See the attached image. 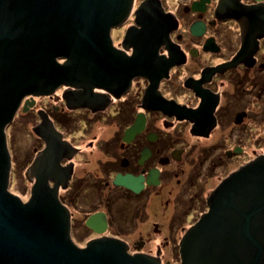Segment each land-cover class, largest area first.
<instances>
[{"label":"flooded vegetation","instance_id":"1","mask_svg":"<svg viewBox=\"0 0 264 264\" xmlns=\"http://www.w3.org/2000/svg\"><path fill=\"white\" fill-rule=\"evenodd\" d=\"M141 16L164 30L146 46L143 74L112 69L94 85L57 83L23 98L6 129L10 184L23 175L27 202L50 176L80 248L122 241L132 256L172 264L167 252L181 261V243L216 189L264 159V0H133L111 29L110 53H137L130 33L142 29Z\"/></svg>","mask_w":264,"mask_h":264},{"label":"water","instance_id":"2","mask_svg":"<svg viewBox=\"0 0 264 264\" xmlns=\"http://www.w3.org/2000/svg\"><path fill=\"white\" fill-rule=\"evenodd\" d=\"M132 3L0 0V264H161L128 254L122 241L76 245L48 175L38 178L27 202L9 190L6 129L26 95L50 94L57 83L94 85L112 69V75L118 70L125 76L137 67L140 72L132 75L144 73L146 46L164 37L163 29L153 30L154 18L141 16L142 29L130 33L138 45L133 57L110 53L111 29L126 19ZM150 58H155L151 52ZM209 207L181 243V264H264V159L226 179Z\"/></svg>","mask_w":264,"mask_h":264},{"label":"rangeland","instance_id":"3","mask_svg":"<svg viewBox=\"0 0 264 264\" xmlns=\"http://www.w3.org/2000/svg\"><path fill=\"white\" fill-rule=\"evenodd\" d=\"M118 31L114 32V39L116 41L117 39V35H118ZM14 134L15 136V145L16 146H21L22 144H25V140L27 138L26 136V131L24 130V128H20L19 126L14 127L11 129V134ZM242 162L241 161H236V166L240 165ZM25 180L23 178V175L20 174L19 172L16 173L14 175V178L12 179V185L10 184V191L17 193L19 196H21V198L23 200H27L30 197V190L26 191V187H25ZM160 245V243L156 242V243H151L150 247L154 250H156L157 246ZM149 248V247H148ZM170 259L172 264H180V257L179 254L177 255V257L175 259L171 258V256L168 254H166V259L168 260Z\"/></svg>","mask_w":264,"mask_h":264}]
</instances>
